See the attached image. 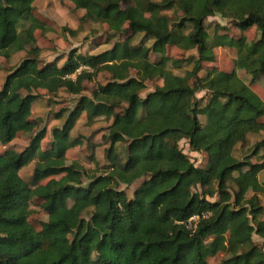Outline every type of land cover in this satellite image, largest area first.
Masks as SVG:
<instances>
[{"label":"trees","instance_id":"16d2710c","mask_svg":"<svg viewBox=\"0 0 264 264\" xmlns=\"http://www.w3.org/2000/svg\"><path fill=\"white\" fill-rule=\"evenodd\" d=\"M36 1L0 0V57L8 58L9 48L22 46L35 30L47 31L32 18L29 28L18 32ZM64 1L83 11L82 22L104 24L119 35L142 33L143 41L133 44L127 36L96 55L70 51L61 66L56 61L40 66L35 49L7 72L0 88L2 146L34 129L31 107L41 92L63 90L79 98L54 114L63 122L51 129L45 149L42 128L21 152L0 153V264H207L218 254L224 255L219 264H264V252L252 239L264 235L258 197L264 192L258 180L264 154L256 161L264 140L235 155L249 132H264V101L235 71L212 68L198 76L203 64L215 62V49L237 44L218 33L221 26L208 35L206 20L219 17L241 34L255 26L257 38L237 49L233 66L243 69L251 84L264 77V0ZM168 47L195 51L196 57L171 59ZM150 55L158 59L151 61ZM186 61L191 71L175 75ZM101 72L109 81L82 96L83 83ZM154 80L163 85L141 98ZM81 117L87 127L111 118L101 136L108 145L105 171L65 163L67 151L80 143L70 131ZM182 140L191 152L206 156L203 168L181 152ZM31 163L27 184L19 172ZM141 179L131 199L118 190ZM197 187L201 192L192 191ZM32 202L47 217L39 230L29 222ZM192 216L199 217L195 229L185 226Z\"/></svg>","mask_w":264,"mask_h":264},{"label":"rangeland","instance_id":"374dc122","mask_svg":"<svg viewBox=\"0 0 264 264\" xmlns=\"http://www.w3.org/2000/svg\"><path fill=\"white\" fill-rule=\"evenodd\" d=\"M157 1V0H152ZM32 14L25 18L19 25L18 32L26 31L31 25L32 18L37 19L47 31L35 30L32 39H26L22 46L18 43L11 46L8 50L9 57H0V88L3 84L4 78L10 69L15 68L23 59L29 56L31 50H39V65L43 66L51 62H57L61 66L70 51H76L81 55H96L98 53L107 51L113 47L117 42L123 41L127 36L132 37L133 44H138L143 41L142 33H126L119 35L110 31L106 25L100 23L88 22L84 23L80 20L83 14L82 10L76 9L72 4L64 0H37L33 4ZM167 17L173 18V11L163 12ZM181 13L177 12L176 16ZM208 35L212 38L216 32L217 26H221L223 30L218 29L219 34H227L237 42L234 48H217L215 49V62L212 64H203V70L198 74L199 77H204L207 70L215 68L219 71L231 72L235 71L237 75L250 86L264 101V77L259 78L255 83H250V76L243 70L233 66V60L237 55L239 47H248L249 44L257 38L255 26L244 33H240L238 28L232 26L230 23L222 20L219 17L208 18L205 22ZM67 30L75 31L74 35L70 34ZM146 46H150L152 41H146ZM166 56L171 59L187 60L190 56L196 57L195 51L183 52L174 47L166 49ZM151 61H156L158 56L150 55ZM192 65L186 61L182 64L181 69L174 70L175 75L183 76L186 72L191 71ZM110 79V75L106 72H101L97 75L96 79L92 82L83 83L82 96L90 97L92 91L98 84L105 85ZM163 85L162 80H154L146 83L145 89L140 93V97L144 98L148 93L155 90L156 87ZM204 93H199L198 98L202 97ZM79 96L67 94L65 91H59L56 94H45L41 92L40 98L32 104L30 120L34 123V129L27 132L19 133L16 138L8 145H0V153L5 150H14L21 152L29 142L31 135L38 130L45 128L46 136L41 143V149L50 141V131L54 127H61L63 118L57 120L54 118L61 109H70L74 106ZM203 121V118H201ZM111 123V118H98L95 123L87 127L83 117H81L70 131V138H79V144L72 147L65 155L66 165L72 162H78L86 171L96 170L105 171L107 168L104 159L103 150L107 148V144L101 141V136L106 134V127ZM264 140V132H249L247 134L246 144L238 145L236 147L235 155L238 157L244 154L250 147ZM102 144L98 147H93V144ZM120 150L122 149L120 146ZM179 149L185 154L190 162L198 168H203L206 165V156L202 153L191 152L188 143L185 140L180 141ZM264 151H260L259 157L256 161L261 160ZM34 163L24 167L20 170V177L27 183L31 184V174ZM259 182L264 184V171L258 176ZM87 179L83 178L82 185L87 184ZM143 182V179L136 181L131 186L119 185L118 190L123 191L128 199L132 198L133 192ZM192 191L201 192L200 188L192 189ZM247 196H251L248 193ZM260 205L263 207L261 218H264V192L258 194ZM214 200V199H211ZM68 205H71L69 202ZM30 216L29 222L35 227L36 230L40 229L41 222H45L47 217L39 209L38 202H32L29 206ZM89 210L82 217L88 219L90 214ZM255 244L264 252V235L263 237L253 235L252 237ZM224 257L223 254L216 256H209L207 264H219L220 260Z\"/></svg>","mask_w":264,"mask_h":264},{"label":"built area","instance_id":"2783aa9c","mask_svg":"<svg viewBox=\"0 0 264 264\" xmlns=\"http://www.w3.org/2000/svg\"><path fill=\"white\" fill-rule=\"evenodd\" d=\"M198 219H199L198 216H192L186 221L185 226L189 229H195Z\"/></svg>","mask_w":264,"mask_h":264}]
</instances>
